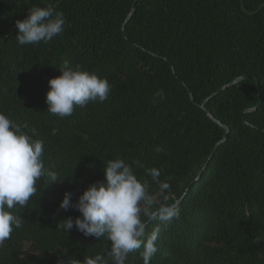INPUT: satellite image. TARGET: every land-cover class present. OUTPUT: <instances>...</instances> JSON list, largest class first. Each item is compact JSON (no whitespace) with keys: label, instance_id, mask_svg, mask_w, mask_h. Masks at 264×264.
Returning a JSON list of instances; mask_svg holds the SVG:
<instances>
[{"label":"trees","instance_id":"obj_1","mask_svg":"<svg viewBox=\"0 0 264 264\" xmlns=\"http://www.w3.org/2000/svg\"><path fill=\"white\" fill-rule=\"evenodd\" d=\"M48 5L63 12L64 31L18 45L16 21ZM64 61L106 78L108 99L49 113L48 81ZM0 113L43 142L59 179L41 177L13 209L23 223L0 246V264L105 255V237L58 227L81 215L59 205L65 192L75 203L103 182L115 158L139 161L134 171L158 199L145 169H160L168 203L178 202L150 264H264V0H0ZM142 251L126 264H143Z\"/></svg>","mask_w":264,"mask_h":264},{"label":"clouds","instance_id":"obj_2","mask_svg":"<svg viewBox=\"0 0 264 264\" xmlns=\"http://www.w3.org/2000/svg\"><path fill=\"white\" fill-rule=\"evenodd\" d=\"M65 16L53 5L35 6L28 10L23 20L16 21L18 45L48 43L64 31ZM61 75L48 81L46 93L47 111L61 118L73 114L89 102L103 103L108 99L111 86L106 78L64 61ZM163 99L160 89L155 94ZM156 151H162L157 148ZM43 142L21 130V127L0 113V246L10 238L14 229L22 226V217L13 209L25 207L36 194V182L49 177L59 180L57 174L46 168ZM133 164L143 167L139 161L127 163L124 159H109L104 167L105 180L89 185L72 202V194L65 192L59 207L65 211L74 208L81 215L68 217L58 224L65 231L75 228L85 237H105L111 242L105 255L85 257L74 264H126L129 253L143 248V264H150L159 251L157 241L162 228H167L180 216L177 204L170 199V178L161 180V170L145 169L152 182L158 186L159 195L149 192L147 181L138 179ZM178 203V202H177ZM146 218V220H145ZM147 221V222H146ZM157 221V226L146 236L148 223Z\"/></svg>","mask_w":264,"mask_h":264},{"label":"water","instance_id":"obj_3","mask_svg":"<svg viewBox=\"0 0 264 264\" xmlns=\"http://www.w3.org/2000/svg\"><path fill=\"white\" fill-rule=\"evenodd\" d=\"M234 83V82H233ZM232 83V84H233ZM231 85V84H230ZM224 89V88H223ZM201 108H202V110H203V112L208 116V117H210L212 120H214L217 124H219L220 126H222L225 130H226V134H225V136H224V138H227V135H228V133H229V129L227 128V127H225L224 125H222L220 122H218L217 120H215L214 118H213V116L211 115V114H209L206 110H205V108H204V106L202 105L201 106ZM219 145V144H218ZM176 204H177V202H176Z\"/></svg>","mask_w":264,"mask_h":264}]
</instances>
